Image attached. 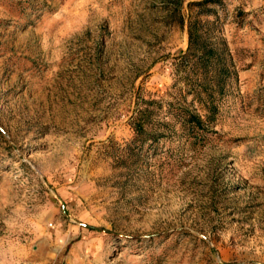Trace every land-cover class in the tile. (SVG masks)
<instances>
[{
    "label": "rangeland",
    "instance_id": "374dc122",
    "mask_svg": "<svg viewBox=\"0 0 264 264\" xmlns=\"http://www.w3.org/2000/svg\"><path fill=\"white\" fill-rule=\"evenodd\" d=\"M199 1L0 0V264H264V0L203 17L238 78L191 137Z\"/></svg>",
    "mask_w": 264,
    "mask_h": 264
},
{
    "label": "trees",
    "instance_id": "16d2710c",
    "mask_svg": "<svg viewBox=\"0 0 264 264\" xmlns=\"http://www.w3.org/2000/svg\"><path fill=\"white\" fill-rule=\"evenodd\" d=\"M221 4L222 0H203L191 4L192 14L188 23L189 47L179 57L184 70L190 68L184 79H188L195 97L200 100L202 112L206 114L202 116L184 108L177 109L173 114L176 123H180L187 132L189 131L191 137L196 136V130H203L205 125L215 121L219 111L217 102L225 95L228 85L238 78L232 55L221 42L213 39L217 30L215 23L203 19L215 11L214 6ZM136 132L144 137V140L155 139L147 136L144 122L139 121Z\"/></svg>",
    "mask_w": 264,
    "mask_h": 264
}]
</instances>
